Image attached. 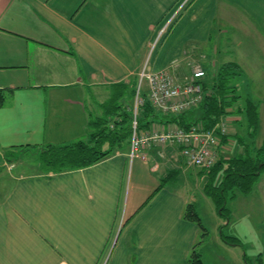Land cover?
Masks as SVG:
<instances>
[{"label":"crops","instance_id":"1","mask_svg":"<svg viewBox=\"0 0 264 264\" xmlns=\"http://www.w3.org/2000/svg\"><path fill=\"white\" fill-rule=\"evenodd\" d=\"M182 1L0 0V154L85 138L110 86L135 85L146 62L179 81L196 66L237 63L264 92V0H188L159 34ZM240 99L227 118L233 135L246 116ZM11 168L0 171V264H189L201 242L183 216L197 206L190 181L201 170L176 143L62 172Z\"/></svg>","mask_w":264,"mask_h":264},{"label":"trees","instance_id":"2","mask_svg":"<svg viewBox=\"0 0 264 264\" xmlns=\"http://www.w3.org/2000/svg\"><path fill=\"white\" fill-rule=\"evenodd\" d=\"M204 69V68H203ZM205 71L201 79L203 99L196 106L175 113L163 111L156 107L149 98L147 87L139 91L141 101L137 104V123L140 130H147L153 126H162L173 123L182 129H189L192 125L200 124L203 129L213 128L221 119L228 118L230 109L239 97L235 93V87L231 84V78L239 75L240 66L237 63L228 62L214 71ZM135 85L116 83L111 85L110 97L99 104L102 113L95 116L90 122V131L83 139L60 144H44L26 146L29 151L39 157L38 172H62L93 165L116 151H123L129 147L131 136V124L133 118L134 101L137 92ZM4 100V94L0 90V105ZM238 110V109H237ZM246 113L248 133L254 134L258 129L259 117L257 107L248 99L242 109ZM232 136L245 150L229 157L220 156L210 169H200L209 175L205 189L214 200L218 209H226L225 201L228 190L238 188L242 193L251 191L256 177L264 168V140L258 148H253L252 154L249 147L243 143L241 136L226 133L220 137L222 145L226 144ZM244 151L246 152L244 154ZM234 196V193L231 195ZM184 218L194 221L201 229L205 230L196 206L187 204ZM227 242L237 243L236 237L225 236ZM201 254L194 246L189 256V264H204ZM260 259V258H259Z\"/></svg>","mask_w":264,"mask_h":264},{"label":"rangeland","instance_id":"3","mask_svg":"<svg viewBox=\"0 0 264 264\" xmlns=\"http://www.w3.org/2000/svg\"><path fill=\"white\" fill-rule=\"evenodd\" d=\"M231 82L235 87V93L241 96L240 104L244 105L242 108L245 107L249 96L254 97L256 101H253L256 106L258 105L260 118L262 117L260 127L254 134L248 133L249 127L245 114L241 115L244 120L237 125L243 143L247 144L249 153L252 154L253 148L254 150L258 148L264 140V92L259 85L247 83L243 76L232 77ZM257 87L259 92L254 94L253 91ZM145 88L144 83L142 91ZM257 97L261 99L257 100ZM238 146L245 150L239 142L237 145L234 142L231 149L229 148V154L236 152L235 149ZM8 164L14 173L20 172L23 175L37 172L40 166L39 157L31 151H25L16 157L12 156V152L4 151L0 154V171L5 172ZM195 171L198 178L190 181V185L195 194L200 222L205 228V230L200 229L202 236L198 238V240L201 239L198 250L201 252L203 262L205 264H264V168L256 177L251 191L242 193L236 187L232 191L228 190L224 203L226 209L223 211L216 207L214 200L204 191L209 175L197 169ZM163 177L166 178L167 175ZM176 177L177 175L173 174V181ZM160 178L158 177V183L163 180ZM222 234L236 237L237 243L227 242L222 238Z\"/></svg>","mask_w":264,"mask_h":264},{"label":"built area","instance_id":"4","mask_svg":"<svg viewBox=\"0 0 264 264\" xmlns=\"http://www.w3.org/2000/svg\"><path fill=\"white\" fill-rule=\"evenodd\" d=\"M188 0H183L168 23L159 34H163L166 27L173 21L179 10L187 5ZM203 67L196 66L191 74L183 81H179L172 70H151L147 62L138 74L137 92L134 101L131 136L129 143V156L142 153L143 149L153 145H166L176 143L181 155L187 164L200 169H210L220 157V137L229 133L230 124L226 119H221L213 128L203 129L200 124H194L189 129L180 127L164 128L153 126L147 130H140L137 123V104L141 101L138 93L145 83L151 102L163 111L180 113L186 111L203 99L201 79L205 76Z\"/></svg>","mask_w":264,"mask_h":264}]
</instances>
